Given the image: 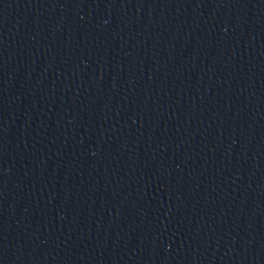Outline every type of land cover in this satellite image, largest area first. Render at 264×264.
Returning <instances> with one entry per match:
<instances>
[{
    "label": "water",
    "instance_id": "obj_1",
    "mask_svg": "<svg viewBox=\"0 0 264 264\" xmlns=\"http://www.w3.org/2000/svg\"><path fill=\"white\" fill-rule=\"evenodd\" d=\"M0 264H264V0H0Z\"/></svg>",
    "mask_w": 264,
    "mask_h": 264
}]
</instances>
